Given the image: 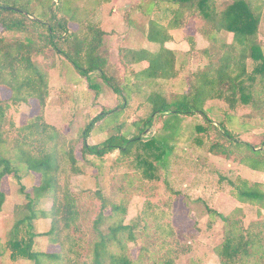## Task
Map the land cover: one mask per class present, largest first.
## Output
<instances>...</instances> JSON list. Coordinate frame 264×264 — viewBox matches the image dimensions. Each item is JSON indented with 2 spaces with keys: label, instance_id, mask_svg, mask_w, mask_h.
Returning a JSON list of instances; mask_svg holds the SVG:
<instances>
[{
  "label": "trees",
  "instance_id": "obj_1",
  "mask_svg": "<svg viewBox=\"0 0 264 264\" xmlns=\"http://www.w3.org/2000/svg\"><path fill=\"white\" fill-rule=\"evenodd\" d=\"M112 1L0 0V89L10 91L7 98L0 92V212L8 197L4 179L12 178L16 184L13 222L6 237L0 236V259L31 264H136L129 242L135 241L140 229L147 231L143 224L147 215L157 220L163 216L162 210L159 214L144 211L137 220L125 223L127 208L104 193L101 177L135 148L144 176L157 179L155 171L169 162L174 147L169 141L184 116L202 115L211 129L227 136L231 147L241 150L246 166L264 173V146L239 140L224 123L214 125L206 110L209 101L220 100L231 110L242 106L248 109V116L264 118V44L260 38L264 0H138L124 13L126 24L137 26L155 48L119 47L126 70L121 84L107 70L108 32L101 25V10ZM133 10L142 12L137 22L129 16L135 14ZM156 12L162 19L155 17ZM189 25L196 33H187ZM178 30L188 41V50L167 46ZM197 33L207 46H198ZM50 49L68 61L97 96L101 86L95 83L96 78L108 85L120 102L114 108H102L76 140H69L63 130L46 120L50 78L35 56ZM180 76L184 78L180 89L167 94L165 85H176ZM33 100L40 110L26 124L16 125L8 118L12 105ZM134 103L135 112L150 111L135 122L138 132L130 136L124 131L127 118L123 117ZM159 116L166 119V134L143 136ZM208 127L196 125L195 129L206 132ZM101 135L107 137L101 140ZM230 146L228 152L232 153L235 149ZM116 151L119 155L107 166L105 156ZM31 174L39 175V182L27 186L23 180ZM85 175L91 180L82 181L90 185L74 188V179ZM91 181L95 189L90 187ZM228 181L240 205L229 215L207 207L211 223L217 218L224 223V240L215 248L219 261L210 264H264V181L242 176ZM89 196L99 199L101 206L92 222L93 235L86 241L82 229L85 212L79 202ZM244 206L255 207L258 219L246 224ZM41 218L51 220L47 231L36 227ZM155 226L175 238L172 224L159 221ZM40 237L57 249H37ZM87 242L90 248L85 254ZM168 251L167 255L175 253L174 248ZM174 260L168 257L162 264H174Z\"/></svg>",
  "mask_w": 264,
  "mask_h": 264
},
{
  "label": "rangeland",
  "instance_id": "obj_2",
  "mask_svg": "<svg viewBox=\"0 0 264 264\" xmlns=\"http://www.w3.org/2000/svg\"><path fill=\"white\" fill-rule=\"evenodd\" d=\"M138 0H113L110 4L111 11L108 15L103 12V26L108 31L106 37V53L109 56L108 72L114 76L119 84L125 79V66L121 61L119 52L120 46H147L153 47L147 37L136 27L126 24L125 12L132 10ZM116 8V9H115ZM135 14H129L132 20L137 22L141 18L139 11L133 10ZM139 12V16L138 13ZM161 12V11H160ZM155 17L162 19V12ZM108 16V18H107ZM138 18V19H137ZM164 18V17H163ZM165 20V19H163ZM162 21V20H161ZM163 22V21H162ZM149 24H146L148 29ZM126 31L124 39H120L116 33L110 31ZM187 33H196L194 26L187 27ZM175 40L170 42L173 48L188 49L190 47L184 39L182 30L175 33ZM262 37L264 39V20L262 22ZM181 51V50H180ZM35 60L43 65L50 78L51 97L45 110L46 120L61 130L68 136L69 140H76L81 129L93 117L98 115L102 108H114L120 104L119 99L108 85L101 79L96 78L95 83H99L101 88L98 92L88 86V81L81 77L72 65L56 55L53 50H48L43 55L35 56ZM185 75L184 73H182ZM96 73L92 74L95 78ZM180 76L175 82L176 85H165L164 90L171 94V90L180 89L182 80ZM184 79V78H183ZM170 86H177L172 88ZM1 90V89H0ZM3 92V91H2ZM4 98L10 96V91L1 94ZM137 103L127 108V118L124 131L130 136L136 134L138 129L135 122L139 118L149 115V109L135 112ZM40 105L36 100L29 103L12 105L8 110V118L16 125H24L29 117L37 114ZM206 110L213 124L219 126L225 124L229 132L243 142H248L254 147L264 146V118L250 117L245 107L231 110L228 105L220 100L209 101ZM165 117L156 118L154 126L148 128L143 136H162L166 134L164 130ZM209 126L206 132L196 131V125ZM210 123H205L202 115L184 116L179 124L178 131L169 142L174 146L166 166L158 165L155 171L158 178L149 180L144 176V167L136 159V149L129 156L121 157L122 161L114 164L101 177V188L105 194L112 196L114 201L125 205V223H130L143 214L144 211L163 214L155 220L153 215H147L143 224L147 225V231L140 229L137 231L135 241L129 242L130 255L136 264H162L169 257L174 258V264H210L216 261V246L224 240V223L221 218H217L215 223L210 222L207 207H211L218 212L229 215L237 206L238 200L232 195V186L228 179H237V176L248 178L252 181H264V173L254 172L243 162V153L239 149L231 147L227 136L222 132L211 129ZM106 135H101L100 139H105ZM89 142H93L89 139ZM226 145L224 149L221 146ZM221 145V146H220ZM229 146L234 152L229 153ZM119 155L115 153L105 156V163L111 166L114 159ZM157 163V162H156ZM91 167V166H88ZM92 168V167H91ZM92 170H89V174ZM74 179L73 187L86 189L90 183L89 175ZM34 182H39V175L27 178L26 184L31 186ZM4 189L8 193V200L5 208L0 212V235L4 239L8 230V222L11 218V193L15 189V181L12 178L4 179ZM93 183L91 181V186ZM178 192V193H175ZM87 196V195H86ZM85 214L82 216V229L87 241L93 235L92 222L98 214L101 201L95 197H87L79 202ZM264 214V211H263ZM244 221L249 224L258 219L256 208L244 206ZM170 223L174 229L175 238L161 232L155 225L159 222ZM38 248L54 250L57 248L48 247L44 239H39ZM142 250L141 257V248ZM90 245L84 250L86 254ZM174 248L175 253L167 255L169 249ZM168 251V253H167ZM176 255V256H175ZM139 256V257H138Z\"/></svg>",
  "mask_w": 264,
  "mask_h": 264
},
{
  "label": "crops",
  "instance_id": "obj_3",
  "mask_svg": "<svg viewBox=\"0 0 264 264\" xmlns=\"http://www.w3.org/2000/svg\"><path fill=\"white\" fill-rule=\"evenodd\" d=\"M111 5L112 4H106V5H104L103 6V8H102V10H101V19H102V22H101V25H102V27H103V29L105 30V31H107L106 30V28L103 26V19H104V16H103V12L105 11V15H108L107 13H108V11H111L110 9H112L111 8ZM116 9V8H115ZM111 14H113V13H115V12H110ZM264 16V15H263ZM107 18H108V16H107ZM263 20H264V17H263ZM263 22V21H262ZM108 32V31H107ZM110 32H115L116 34H118L119 35V37H120V39H124L125 38V35L126 34H124L126 31H123V32H116L115 30H112V31H110ZM174 32H176V31H174ZM107 36H109L108 34L106 35V37ZM260 38H261V40H262V42H263V44H264V39H263V37H262V24H261V31H260ZM197 40H198V46L199 47H205V46H207L208 45V42H206L201 36H200V34L199 33H197ZM173 42V41H172ZM167 46L168 47H170V48H173V47H171L170 46V42L167 44ZM173 49H178V50H188V49H183V48H173ZM3 90L1 89L0 90V92H1V94L4 92H2ZM33 176H34V174H31V175H29V176H27L24 180H23V182H24V184L25 185H27L26 184V181H27V178H33ZM36 182H34L32 185H34ZM28 186V185H27ZM14 191V190H13ZM7 200H8V197H7ZM7 202V201H6ZM11 202H12V205H11V211H12V214H11V218H10V220H9V222H8V230L10 229V226H11V224H12V222H13V205H14V200H13V193H11ZM6 204V203H5ZM48 205H49V203H48ZM49 207V206H48ZM4 208H5V205H4ZM4 210V209H3ZM50 223H51V220L50 219H48V218H41V219H39V220H37L36 221V227H37V229L40 231V232H44V231H47L49 228H50ZM8 230H7V232H8ZM7 234V233H6ZM1 236V235H0ZM5 238V237H4ZM39 239H44V241L46 242V245L48 246V247H53V246H50L49 245V242H48V239L46 238V237H40V238H38L37 239V242H38V240ZM37 245V249H40V250H44V251H50V250H47V249H45V248H38V244H36ZM54 248V247H53ZM0 264H31L30 262H28V261H23V260H20V261H11L10 259H0Z\"/></svg>",
  "mask_w": 264,
  "mask_h": 264
}]
</instances>
